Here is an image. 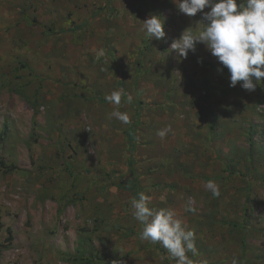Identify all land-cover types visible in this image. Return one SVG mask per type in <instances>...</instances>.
I'll list each match as a JSON object with an SVG mask.
<instances>
[{"label": "rangeland", "instance_id": "1", "mask_svg": "<svg viewBox=\"0 0 264 264\" xmlns=\"http://www.w3.org/2000/svg\"><path fill=\"white\" fill-rule=\"evenodd\" d=\"M201 21L171 0H0V264H176L138 238L140 192L195 233L193 264H264V78L229 87L204 44L170 49Z\"/></svg>", "mask_w": 264, "mask_h": 264}, {"label": "clouds", "instance_id": "2", "mask_svg": "<svg viewBox=\"0 0 264 264\" xmlns=\"http://www.w3.org/2000/svg\"><path fill=\"white\" fill-rule=\"evenodd\" d=\"M176 9L191 18L200 13L202 25L199 31L185 29L179 38L170 45L177 55L187 58L188 53L195 52L196 45L202 43L215 57L217 62L229 73V87H236L238 82L243 90L251 93L256 90L261 78H264V0H171ZM205 9H208L205 11ZM141 31L151 40L165 37L164 20L156 14L149 15L142 22ZM96 59L105 56L103 48L94 49ZM123 89L114 90L105 96V100L115 105L110 113L123 124L130 123L127 112H121ZM127 102L132 97L127 96ZM171 130L166 126L157 132L163 139ZM204 187L214 198L220 196L218 184L213 180L205 182ZM163 199V197H161ZM151 198L144 192L130 199V211L133 219L142 226L138 238L152 244L159 243L167 250L176 264H193L188 252L195 253V233L187 228L177 213L170 208L149 207ZM187 211H193L188 202ZM112 264H122L117 259ZM231 264H238L236 258Z\"/></svg>", "mask_w": 264, "mask_h": 264}, {"label": "trees", "instance_id": "3", "mask_svg": "<svg viewBox=\"0 0 264 264\" xmlns=\"http://www.w3.org/2000/svg\"><path fill=\"white\" fill-rule=\"evenodd\" d=\"M3 164V161L0 160V165ZM11 239V230L7 229V236L5 237V240L8 241Z\"/></svg>", "mask_w": 264, "mask_h": 264}]
</instances>
